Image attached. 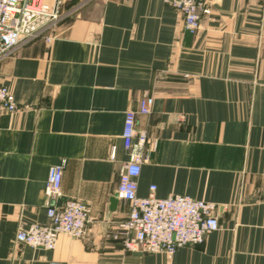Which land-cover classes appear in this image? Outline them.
<instances>
[{
	"label": "crops",
	"instance_id": "crops-1",
	"mask_svg": "<svg viewBox=\"0 0 264 264\" xmlns=\"http://www.w3.org/2000/svg\"><path fill=\"white\" fill-rule=\"evenodd\" d=\"M203 2L209 14L191 35L163 0H58L50 42L0 61L16 104L0 116V264H264V0ZM143 97L137 196L154 186L157 198L217 207L219 229L170 257L113 238L128 214L116 197L124 116ZM61 163L55 205L88 206L85 239L17 244L20 228L47 224L45 182Z\"/></svg>",
	"mask_w": 264,
	"mask_h": 264
},
{
	"label": "built area",
	"instance_id": "built-area-1",
	"mask_svg": "<svg viewBox=\"0 0 264 264\" xmlns=\"http://www.w3.org/2000/svg\"><path fill=\"white\" fill-rule=\"evenodd\" d=\"M178 12L183 28L194 35L200 28L201 17L209 14L203 0H163ZM60 20L57 6L49 8L44 0H0V61L19 47L36 39L50 42L46 34ZM152 100L143 97L136 110L125 113L122 141L128 159L123 164L116 189L118 200L128 205V214L117 225L114 240L129 253L172 256L179 248L198 245L206 235L219 229L217 207L205 201L183 195L160 199L151 186L145 198L137 196V180L146 157L147 139L136 133V114L147 115ZM16 104L8 89L0 85V116L13 114ZM114 154H111L113 159ZM63 163L49 168L44 195L50 203L46 211L47 224L20 228L15 242L32 249L52 251L60 235L85 239L90 223L89 208L80 201L67 199L60 206Z\"/></svg>",
	"mask_w": 264,
	"mask_h": 264
},
{
	"label": "rangeland",
	"instance_id": "rangeland-1",
	"mask_svg": "<svg viewBox=\"0 0 264 264\" xmlns=\"http://www.w3.org/2000/svg\"><path fill=\"white\" fill-rule=\"evenodd\" d=\"M44 3H45V1H44ZM45 4H46L49 8H51V7H54L56 3L53 4V5H50V4H47V3H45ZM56 6H59L58 3L56 4Z\"/></svg>",
	"mask_w": 264,
	"mask_h": 264
},
{
	"label": "water",
	"instance_id": "water-1",
	"mask_svg": "<svg viewBox=\"0 0 264 264\" xmlns=\"http://www.w3.org/2000/svg\"><path fill=\"white\" fill-rule=\"evenodd\" d=\"M58 0L56 1V4H57ZM56 4H55V7H56Z\"/></svg>",
	"mask_w": 264,
	"mask_h": 264
}]
</instances>
